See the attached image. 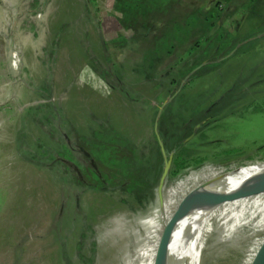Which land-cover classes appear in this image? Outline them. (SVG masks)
<instances>
[{
	"label": "rangeland",
	"instance_id": "rangeland-1",
	"mask_svg": "<svg viewBox=\"0 0 264 264\" xmlns=\"http://www.w3.org/2000/svg\"><path fill=\"white\" fill-rule=\"evenodd\" d=\"M188 16L192 39L177 35L169 54L156 46L166 24L132 39L115 0H0V264H157L165 162L155 130L174 96L158 122L168 156L174 153L164 189L167 224L191 192L264 163V0H183L178 24ZM205 34L215 46L196 49ZM195 63L211 64L177 94ZM50 104L78 140L112 135L143 162L141 198L22 158L20 134L25 153L39 141L62 149L28 114ZM236 193L208 220L197 264H257L264 191L248 185ZM199 205L178 224L166 264H177Z\"/></svg>",
	"mask_w": 264,
	"mask_h": 264
},
{
	"label": "trees",
	"instance_id": "trees-1",
	"mask_svg": "<svg viewBox=\"0 0 264 264\" xmlns=\"http://www.w3.org/2000/svg\"><path fill=\"white\" fill-rule=\"evenodd\" d=\"M115 2L116 10L124 17L121 23L125 25L126 31L130 32L131 36L133 34L132 39L144 38L150 32H158L160 24L166 26L163 32L157 35L158 50H167V53L172 54L177 35H182L185 41L192 39L194 17H185L182 25L176 20V9L183 0H115ZM202 37L206 39L201 45H197L196 49L202 47L206 51L215 46L216 40L213 36L205 34ZM228 37L229 34L223 40ZM129 39L128 36L124 41L128 42ZM221 45L223 44L220 43L217 49L222 47ZM231 53L232 51L228 52L227 56ZM199 66L200 63H195L189 69L192 72ZM28 114L50 134L55 142L61 144L62 149H54L39 141L38 150L25 153L23 145L26 143V138L22 139L20 134L17 145L23 159L39 166L61 165L65 170H58V173L61 176H68L71 181L85 185L88 182L95 189L107 186L124 187L141 198L144 180L138 176V170L143 162L140 163V160L138 162L137 157L130 158L126 154L125 144L122 141L118 142L117 137L103 136L105 139L102 142L98 139L78 140L73 136L71 123L52 104L41 105L37 109L30 110ZM181 160L183 155L177 157L176 164L182 166ZM193 214L194 218L196 212Z\"/></svg>",
	"mask_w": 264,
	"mask_h": 264
},
{
	"label": "bare ground",
	"instance_id": "bare-ground-1",
	"mask_svg": "<svg viewBox=\"0 0 264 264\" xmlns=\"http://www.w3.org/2000/svg\"><path fill=\"white\" fill-rule=\"evenodd\" d=\"M264 163L248 166L239 170L234 171L216 181L208 191L213 194H208V199H213L215 202L218 200L217 194L226 195V194H234L239 190L247 187L250 182H256L260 180L264 176ZM219 203V202H218ZM217 204H202L198 207L196 215L193 218V221L190 225V228L187 233V237L185 240V244L181 254L178 256V262L180 264H197L198 255H199V240L200 237L204 234V229L208 223V220L213 216V214L218 210L221 206ZM224 203V202H223ZM222 203V204H223ZM162 206V220L164 222V226L166 223L165 216V207L164 202L161 204ZM171 248L175 250V245L172 242Z\"/></svg>",
	"mask_w": 264,
	"mask_h": 264
},
{
	"label": "water",
	"instance_id": "water-1",
	"mask_svg": "<svg viewBox=\"0 0 264 264\" xmlns=\"http://www.w3.org/2000/svg\"><path fill=\"white\" fill-rule=\"evenodd\" d=\"M235 52V51H234ZM234 52H232L228 57L223 58L220 61H223L229 57H231ZM211 63H203L202 65H200L199 67H197L196 69H194L186 78L185 80L182 82L179 91L177 92V94L183 89L184 85L191 79L192 76H194L199 70H201L202 68L208 66ZM176 94V95H177ZM175 97V96H174ZM174 97L170 98L160 109L158 117H157V122H156V135L161 147V152L164 158V171L163 174L161 176L160 182H159V187H158V195H159V200L160 203L162 204L164 201V189L166 186V182L167 179L169 177L171 168H172V164H173V159H174V153H171L169 156L165 150L164 144L160 139L159 133H158V122L160 120V117L165 109V107L173 101ZM200 126H198L199 128ZM264 165V164H263ZM239 169V168H238ZM236 171V170H234ZM234 171L228 172L226 174L223 175H228L230 173H233ZM223 177V176H221ZM251 185V189L252 191H264V176L262 178H260V180H258L256 182H250L249 186ZM208 194H213L212 192L208 191L206 187H201L198 190H195L193 192H191L189 195H187L185 197V199L183 200L179 211L174 219V221L172 222V224L168 223L165 226L164 232H163V238H162V243H161V251H160V256H159V262H157V264H166V260H168V255L170 253V246L172 243V239L174 236V232L178 226V224L183 221L190 213V210L192 208V206L194 204H196L197 202H202V204H211L213 202L214 204L218 205L222 204L223 202L229 200L231 197L235 196L237 193L234 194H226V195H219L217 194V197H221L218 198V200H216L215 202L213 201V199H208ZM177 264H180V262H178ZM257 264H264V250L262 251V254L260 255V257L257 260Z\"/></svg>",
	"mask_w": 264,
	"mask_h": 264
},
{
	"label": "flooded vegetation",
	"instance_id": "flooded-vegetation-1",
	"mask_svg": "<svg viewBox=\"0 0 264 264\" xmlns=\"http://www.w3.org/2000/svg\"><path fill=\"white\" fill-rule=\"evenodd\" d=\"M128 33V31L125 32V34ZM129 34V33H128Z\"/></svg>",
	"mask_w": 264,
	"mask_h": 264
}]
</instances>
